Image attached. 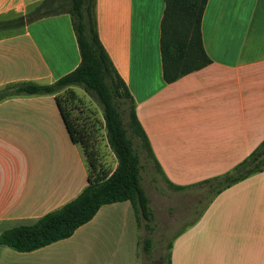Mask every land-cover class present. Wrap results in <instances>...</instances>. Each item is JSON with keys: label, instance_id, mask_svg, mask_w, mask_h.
<instances>
[{"label": "crops", "instance_id": "crops-1", "mask_svg": "<svg viewBox=\"0 0 264 264\" xmlns=\"http://www.w3.org/2000/svg\"><path fill=\"white\" fill-rule=\"evenodd\" d=\"M40 1L0 0V21ZM163 10L164 0L95 3L100 42L131 94L160 167L151 178L153 187L140 180L153 218L155 207L167 204L170 195L182 202L173 213L181 210L185 221L168 244V262L264 264V167L208 196L192 216L194 199L200 198L196 187L232 171L264 140V0H207L200 29L211 63L170 83L160 65ZM79 60L66 13L22 30H0V87L23 80L51 83ZM90 99L80 102L90 104ZM80 108L71 116L85 121L82 127L108 147L99 107L94 113ZM93 120L94 128L88 124ZM32 127L52 139L35 148L30 164L20 136ZM87 183L82 147L70 140L54 95L0 101V232L33 224ZM139 250L140 228L130 201L124 200L102 205L72 235L36 250L0 245V264H138Z\"/></svg>", "mask_w": 264, "mask_h": 264}, {"label": "trees", "instance_id": "trees-1", "mask_svg": "<svg viewBox=\"0 0 264 264\" xmlns=\"http://www.w3.org/2000/svg\"><path fill=\"white\" fill-rule=\"evenodd\" d=\"M95 3L96 0H41L26 13L0 21V30H22L38 19L66 13L70 16L80 55L74 69L51 83L23 80L0 87V101L20 95H54L68 136L73 143L81 145L87 166L88 183L74 198L45 213L33 224L16 225L0 232V245L17 252L33 251L67 238L89 221L102 205L124 200L130 201L138 228L143 220V229L151 231L149 222L153 212L140 185L141 166L133 138L139 140L138 148L153 158L158 171L160 167L136 119L131 94L100 42ZM206 3L207 0H164L159 47L162 77L166 83L211 63L203 47L200 29ZM74 86L93 97L101 108L107 145L116 159L113 168L102 163L100 150L93 141L91 143L93 135L87 129L80 128L77 119L67 109L66 99L74 100L77 97ZM62 92L67 97L65 100L61 98ZM121 105H127L123 110L128 114L127 126H124L118 110ZM263 167L264 140L232 171L203 182L210 183L214 187L212 194H215ZM172 186L176 190L182 188ZM151 246V239L144 237L143 250L146 254L150 253Z\"/></svg>", "mask_w": 264, "mask_h": 264}, {"label": "rangeland", "instance_id": "rangeland-1", "mask_svg": "<svg viewBox=\"0 0 264 264\" xmlns=\"http://www.w3.org/2000/svg\"><path fill=\"white\" fill-rule=\"evenodd\" d=\"M75 91L76 94L78 93L80 95V98H91L90 100L92 102L90 104L84 102H80V98L77 96L74 100L71 99H66V95L64 92L60 93L61 98L63 100H68L67 101V109L69 110V113L73 114L74 112H77V110L81 111L82 107V112L83 113H91V112H96L97 107L100 109V116H102V111L97 103V101L87 95L85 92H83L80 89H76ZM89 100V101H90ZM127 107V105H121V107L118 108V110L121 112V117L123 119L124 126H127L128 123V114L124 112L123 110ZM79 127H82L85 121H77ZM86 123V122H85ZM88 124L93 125V128L95 127V121L91 123V121L88 122ZM35 127L30 128L29 133H24V135L20 136V144L23 146L25 149L27 155H28V160L30 164H32L34 160V153L35 148L40 149V143H49L51 138V135H48V133H45L44 131L42 134L38 133V128L34 129ZM87 131L91 132L89 129ZM130 134V132H128ZM93 144H95V147L100 150V159L102 163H104L105 166L108 168H113L115 166L116 159L114 155L111 153L109 148L106 146V148L100 143L97 142V138L94 134V131L91 132ZM133 145L135 150L138 152L139 158H140V172H141V182L146 188L153 187L154 185L151 183V178L153 175H156L157 170L154 165H152L149 161V157L146 154L145 150H140L141 148H138V142L139 140L133 138ZM97 144V145H96ZM34 179V175H32V180ZM212 188V189H211ZM214 187H211L210 183H202L199 187H196L194 190V193L199 192L200 193V198L199 201H197V197L194 199V207L192 209V216L194 218L197 217L199 212L203 209L205 206L207 197L212 194ZM204 194V196H203ZM192 200V199H191ZM193 202V201H192ZM199 204H196V203ZM165 204L163 202V206L160 207H155V213H154V218L152 217V220L149 222V225L151 226V231H146L144 228V221H141V226H140V250L138 254V264H168L167 260V255H168V244L170 240H172L174 234H176L181 227V224L185 221V219L181 218L182 216V211L179 210L176 213H173V209L175 206H180L181 205V200L177 197H174L170 195V199L168 202ZM144 237H149L152 241V246H151V251L150 253L146 254L143 250V239Z\"/></svg>", "mask_w": 264, "mask_h": 264}]
</instances>
